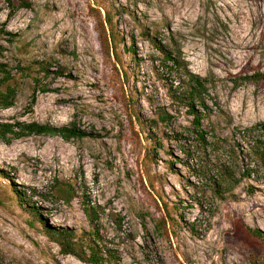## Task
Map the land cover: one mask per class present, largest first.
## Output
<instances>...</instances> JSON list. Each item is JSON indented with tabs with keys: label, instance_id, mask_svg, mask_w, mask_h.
<instances>
[{
	"label": "rangeland",
	"instance_id": "rangeland-1",
	"mask_svg": "<svg viewBox=\"0 0 264 264\" xmlns=\"http://www.w3.org/2000/svg\"><path fill=\"white\" fill-rule=\"evenodd\" d=\"M106 12L124 38L121 65L107 52ZM1 26L11 35H0V61L30 65L33 75L46 62L63 75L49 73L50 90L37 89L30 107L33 84L14 69L16 96L0 121L75 122L98 136L0 142V264H84L45 234L27 201L82 247L90 229L82 205H94L102 243L120 264H264V241L249 231H264V0H0ZM142 32L178 49L209 81L202 127L211 146L198 167L167 127L149 123L159 106L174 114L177 132L191 116L166 95ZM257 72L263 77L240 82ZM254 138L262 140L260 160ZM222 164L235 180L220 196L210 184ZM55 178L72 186L69 203L38 195Z\"/></svg>",
	"mask_w": 264,
	"mask_h": 264
},
{
	"label": "trees",
	"instance_id": "trees-1",
	"mask_svg": "<svg viewBox=\"0 0 264 264\" xmlns=\"http://www.w3.org/2000/svg\"><path fill=\"white\" fill-rule=\"evenodd\" d=\"M103 21L108 25L105 33L107 52L112 54L116 64L121 65L122 60L118 51V45L120 42H124V38L118 37V32L115 31V28L112 25L109 12H106ZM1 34L11 35L10 32L4 30L3 26L0 27V35ZM142 35H144L146 40L149 41L156 53L154 54V57L150 58V60L153 64L157 79L162 82L163 87L165 88L166 95L176 108H184L185 112L191 116L189 128H186L183 132H177L171 128L175 119L174 114L168 111L167 108L159 106L155 109L156 118L150 119L149 123L151 124V127H156L158 123L167 127V130L169 131V134H167L168 137L178 143L179 150L187 161L192 165L195 163V166L198 167L200 161L205 157L206 148L211 146V142L207 139V132L202 127V119L210 109L208 104L210 96L207 85L209 81L206 77H202L189 70L178 49L165 44L155 35H151L147 32H142ZM131 43L132 44L127 47V51L134 55V42L132 41ZM37 64L39 66L38 72L33 75L31 74L32 71L30 65L22 66L17 64L13 67L9 66L6 62L0 61V109L8 108L14 103L16 96V78L15 73H13L14 69L15 72H19L20 75L30 77L31 83L33 84L30 96V107L33 106L36 101L37 89H40L42 92L50 90V83L43 82V79L48 77L49 73H53L55 76L63 75L62 70L57 69L51 72L48 63L46 62H38ZM39 72H43V75L39 76ZM122 75L123 78L126 79L127 76L125 70H123ZM261 77H263V74L257 72L255 74L241 76L239 79L240 82L246 80L257 81ZM234 82L235 85L240 83L238 80H235ZM2 86H4V89H1ZM127 104L130 114L142 125L144 121L138 114L135 104L131 101ZM260 126H262V124H256V126L249 128L248 131ZM31 135H58L66 141L73 138L98 136V134L92 130L87 131L80 128L75 122H70L67 125L55 126L48 123H39L37 121H0V142L9 144L15 139ZM156 141L157 140H155V145ZM261 141L262 140L259 138H254L251 148V152L259 160L263 157V152L259 151ZM157 143L160 145L158 141ZM217 172L219 181L212 179L210 185L213 188L214 193L221 196V194L228 189L227 187L229 184H232L233 180H235L234 168L229 164H222L218 166ZM244 174L250 176L251 172L248 169H242V175ZM35 193V190L31 191V195H35ZM38 193V195L46 200H51L53 202L63 201L69 203L75 197L72 186L57 178L54 179L52 185L44 192ZM27 203L30 210L36 215L38 221L42 223L45 234L60 246L62 252L76 256L84 264H120L114 255L113 250L106 248V245L102 243L97 223V209L94 205L89 204L87 201L82 205L83 212L90 224V229L88 231L89 238H84L85 245L82 247L79 242L73 240L74 233L72 230L56 229L45 225V223L42 222V218L37 214L38 212L35 206L31 205L28 201ZM249 231L253 236L264 241L263 230L254 228L249 229Z\"/></svg>",
	"mask_w": 264,
	"mask_h": 264
}]
</instances>
